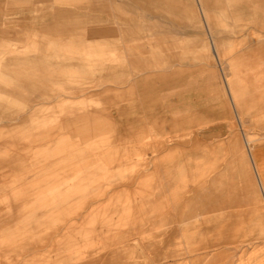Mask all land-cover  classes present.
<instances>
[{
  "label": "rangeland",
  "instance_id": "rangeland-1",
  "mask_svg": "<svg viewBox=\"0 0 264 264\" xmlns=\"http://www.w3.org/2000/svg\"><path fill=\"white\" fill-rule=\"evenodd\" d=\"M87 1L88 8L73 9L72 16L103 32L91 38L79 31L47 32L45 43L54 47L51 40L57 38L54 45L80 46L81 51L92 46L91 57L64 60L70 61V72L50 73L41 89L17 86L13 93L3 88L5 96L25 104L41 93L49 99L28 114V125L0 126V202L32 201L44 196L43 190L61 198L74 194L80 211L95 200V227L35 226L29 234L26 227L8 232L11 227L0 226V264L83 263L114 249L122 254L114 264H234L242 251L264 240V193L246 146L248 135L254 153L252 114L232 110L188 119L170 113L162 95L177 81L200 78L203 66L225 70L234 50L218 49V59L210 42L217 47L219 42L239 41L244 47L263 42L264 12L254 10L250 22L257 24H247L245 11L236 21V0H220L208 19L209 33L204 20L166 10L161 2ZM27 4L43 7L49 20L58 19L51 15L60 8L54 0L0 2L18 20L37 14L22 12ZM117 5L125 9H114ZM37 22L27 19L13 27L4 42L24 50L34 40ZM224 76L229 81L226 72ZM8 108L0 115H17L18 107ZM87 113L93 114L94 125L65 123ZM16 142L20 144L12 146ZM32 162L34 169L21 171ZM165 167H172L167 174L172 184L165 183ZM26 181L34 193L26 194L25 188L17 194ZM160 190L166 191L162 197L168 204L193 202L197 209H180L179 216L198 219L178 221L175 210L162 217ZM219 201L225 203L222 210L215 209ZM74 212L62 209L55 216L68 222ZM202 217H221L222 224L201 226ZM92 230L94 236L84 235Z\"/></svg>",
  "mask_w": 264,
  "mask_h": 264
},
{
  "label": "crops",
  "instance_id": "crops-1",
  "mask_svg": "<svg viewBox=\"0 0 264 264\" xmlns=\"http://www.w3.org/2000/svg\"><path fill=\"white\" fill-rule=\"evenodd\" d=\"M2 0H0L1 2ZM9 1V0H5ZM18 1V0H15ZM27 1V0H25ZM34 2L35 0H31ZM37 1V0H36ZM44 0H40L42 2ZM139 2H161L164 3V8L170 11H176L182 16L204 20L207 31L210 33V17L215 8L218 7L220 0H138ZM233 1V0H232ZM56 4L60 6L57 12L51 14L58 19H51L48 11L43 7H34V4H27L23 7V11L36 12L33 17L24 16L25 20L16 19L14 13L8 12L6 9H2L0 5V110L9 109L8 107L18 109L17 115L15 114H2L0 115V126L10 124H23L28 125L31 120V116L28 115L32 111H37L43 107L45 100L49 99L43 93L38 98L30 99L31 103L26 104L21 100H14L8 96H5L3 88L9 89L10 92H15L17 86L27 87L30 89H41L43 82L46 81V77L50 73L60 74L61 72H70L67 61L69 59H87L91 57L92 51L89 47V51H81L80 46H63L54 45L59 42L60 39L53 38L51 40L54 43L47 47L45 41H48L47 32L76 34L78 31L82 34L85 33L90 38L94 32H103V30L95 31L94 27L86 26L83 20H79L78 17L72 16L73 9L84 11L88 8L87 0H54ZM236 13H238V20L243 16V11L246 12L247 24L250 22L252 12L259 10L264 12V0H236ZM220 5V4H219ZM64 6V7H63ZM25 8L27 10H25ZM114 9H125L124 5L114 6ZM85 15V14H84ZM240 15V16H239ZM242 15V16H241ZM27 19H31L33 22L38 21L39 28L33 33L32 40L25 46L24 50H20V47H14L4 42L8 38L10 29L17 25H24L27 23ZM49 21V22H48ZM126 24L130 25L129 22ZM257 24V22H254ZM261 26L264 28V17L261 21ZM47 30V31H46ZM110 32L108 30H104ZM242 32V29H241ZM264 33V29L261 30ZM48 38V39H47ZM91 42V39L90 41ZM212 43V44H211ZM12 46V47H11ZM30 47V48H29ZM215 42H210V49L215 53L216 58L219 59V50H234L231 55L229 63L226 62L225 70L223 71L221 65L217 69L215 66H203L198 72L202 76L200 78L187 79L185 82H179L172 86L169 91L163 92L162 99L166 106L170 109L172 114H186L188 119L191 115L196 113L202 114H231L232 110L235 113H250L251 116V129L252 132L257 134V143L252 150L250 136L247 137L249 145V161L252 162L257 181L261 191L264 193V41L250 43L247 46H243L242 42H219L218 47ZM87 48V47H86ZM79 49V50H78ZM142 57V56H140ZM63 59V60H62ZM220 61V60H218ZM225 72L229 77V81L226 79ZM9 75V77H5ZM7 93V92H6ZM14 101V102H13ZM18 107H16V106ZM21 107V108H20ZM22 112V113H21ZM239 116V115H238ZM68 125L78 126L79 123L90 126L94 125L95 118L92 113L84 114L75 118H68L65 120ZM246 141V143H247ZM20 143H13L12 146H18ZM28 148H31L30 143L25 144ZM31 153V152H29ZM30 156V155H29ZM234 160H237L235 155ZM34 162V161H33ZM26 165V169H21L22 172L29 173L30 169H34V163ZM19 168V165L17 166ZM236 170V169H235ZM237 171V170H236ZM163 176L166 177L165 183L172 184L173 180L168 181L167 174H171L172 167L163 168ZM241 174V173H240ZM170 177V176H169ZM236 179L238 178L235 175ZM243 179V174L240 175ZM239 177V178H240ZM26 179V178H25ZM261 179V180H260ZM260 180V181H259ZM24 182V179L22 178ZM261 183V184H260ZM243 186V185H241ZM26 188V194H33L34 189L30 188V183L26 181V185L17 191V194L22 193V190ZM178 188V187H177ZM249 186H244V189L248 191ZM78 192V191H76ZM121 192V191H120ZM165 190H160L159 195L165 196ZM106 193V192H104ZM44 196L38 199H29L26 202H16L10 204L8 202H0V226H9L8 232L17 229L16 227H26L29 234H34L35 226L45 225H75V226H93L97 217H95V208L93 201H87L83 204L84 211L78 209L76 204V196L73 194L68 197H57V194L53 191L43 190ZM56 194V195H55ZM52 195V196H51ZM178 199L177 197H175ZM211 202V201H209ZM173 204H168V201L164 197L158 200L157 209L161 213L162 217H167L168 211L175 210V216L177 220L183 219H198L194 216L180 217L179 210H191L197 209L193 202L187 201L180 202L174 201ZM223 205L221 201L218 202V206L215 209L222 210ZM212 207V208H211ZM208 209H214L211 206ZM62 209L74 210L73 217L70 221L63 222L61 218L55 216L58 215L57 211ZM4 211H6L4 214ZM189 214V213H188ZM71 215V216H72ZM190 215V214H189ZM193 215V214H192ZM221 217H202L201 226H208V223H216L217 226H221ZM252 222V220H251ZM253 224V223H251ZM4 229V228H3ZM221 228L217 231L220 234ZM22 231V230H21ZM209 231V230H208ZM96 233V230H92L91 233L84 234L85 236L92 237ZM10 234V233H8ZM77 235V234H76ZM83 234H79L81 238ZM80 238H76L79 241ZM257 247L248 248V250L242 251L234 264H264V240ZM77 245H75L76 247ZM61 253V252H60ZM122 254H119L118 250H108L105 254L94 259V257L87 259L85 262L80 263L74 261L72 264H114L119 262Z\"/></svg>",
  "mask_w": 264,
  "mask_h": 264
},
{
  "label": "bare ground",
  "instance_id": "bare-ground-1",
  "mask_svg": "<svg viewBox=\"0 0 264 264\" xmlns=\"http://www.w3.org/2000/svg\"><path fill=\"white\" fill-rule=\"evenodd\" d=\"M29 48H30V47H29ZM246 141H247V140H246ZM246 146L249 148L248 141H247V143H246ZM249 149H250V148H249ZM260 180H261V179H260ZM260 180H259V181H260ZM260 184H261V183H260Z\"/></svg>",
  "mask_w": 264,
  "mask_h": 264
}]
</instances>
